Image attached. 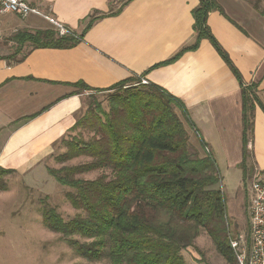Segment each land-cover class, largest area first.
<instances>
[{"label": "crops", "instance_id": "1", "mask_svg": "<svg viewBox=\"0 0 264 264\" xmlns=\"http://www.w3.org/2000/svg\"><path fill=\"white\" fill-rule=\"evenodd\" d=\"M209 1L204 26L240 81L199 36L200 0H29L79 37L67 48L18 41L21 33L58 34L45 18L0 14V168L26 177L41 168L79 118L85 92L72 84L105 89L136 76L182 102L193 155L210 154L219 175L240 178L241 88L255 85L261 106L249 116L244 163L246 177L264 172V16L245 0Z\"/></svg>", "mask_w": 264, "mask_h": 264}, {"label": "trees", "instance_id": "2", "mask_svg": "<svg viewBox=\"0 0 264 264\" xmlns=\"http://www.w3.org/2000/svg\"><path fill=\"white\" fill-rule=\"evenodd\" d=\"M200 3L193 12L199 36L210 39L240 81L237 70L204 26L205 15L214 3ZM17 39L37 47L67 48L79 37L45 30L21 33ZM140 80L131 76L105 89L84 82L72 84L77 93L111 91L108 110L99 105L87 109L71 127L80 129L79 134L63 139L65 151L54 157L57 163L78 157L87 161L46 167L58 184L71 189L65 193L66 199L84 215L64 219L55 207L46 205L43 225L65 239L82 258L109 264H186L181 251L191 246L203 229L217 253L228 263L237 264L229 245L225 200L218 187L221 178L214 158L190 153L184 127V121L190 120L182 102L155 84ZM255 89V85L241 88L243 177L249 116L255 104L261 106ZM95 170L109 175L79 177ZM11 172L0 168V177ZM5 188L0 182V191Z\"/></svg>", "mask_w": 264, "mask_h": 264}, {"label": "rangeland", "instance_id": "3", "mask_svg": "<svg viewBox=\"0 0 264 264\" xmlns=\"http://www.w3.org/2000/svg\"><path fill=\"white\" fill-rule=\"evenodd\" d=\"M245 1L264 16V0ZM110 93L111 91H85L79 117L87 109H96L98 105L107 111V96ZM79 132L80 129H70L69 133L53 146V151L45 157L41 168L33 169L27 177L17 173L0 177V182L6 186V192L0 194V264H109L106 260L89 261L77 255L65 239L49 231L42 223V209L46 205L55 207L64 219L78 213L83 214L74 209L66 199L65 193L71 189L58 184L46 171V167L59 168L64 164L72 165L88 160L86 157H78L64 163L54 160L56 154L65 151L62 140ZM81 134L87 137L86 132L81 131ZM102 173L108 174L104 170H95L80 174L79 177L94 179ZM221 174L220 184L225 200L228 230L230 235L235 237L246 231L252 196V175L249 173L247 177L245 174L240 178ZM74 238L82 241L78 236ZM181 254L186 264H230L217 253L203 229L199 231L193 244L184 248Z\"/></svg>", "mask_w": 264, "mask_h": 264}, {"label": "built area", "instance_id": "4", "mask_svg": "<svg viewBox=\"0 0 264 264\" xmlns=\"http://www.w3.org/2000/svg\"><path fill=\"white\" fill-rule=\"evenodd\" d=\"M14 13L24 18L38 15L52 23L60 36L70 32L56 19L42 14L29 0H0V14ZM1 35V33H0ZM141 83H147L145 79ZM208 152L207 149H205ZM252 196L249 205L246 231L233 237L228 236L237 264H264V172L256 171L250 180Z\"/></svg>", "mask_w": 264, "mask_h": 264}]
</instances>
